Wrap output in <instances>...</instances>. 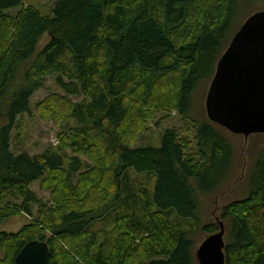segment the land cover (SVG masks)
I'll return each instance as SVG.
<instances>
[{
    "label": "trees",
    "instance_id": "1",
    "mask_svg": "<svg viewBox=\"0 0 264 264\" xmlns=\"http://www.w3.org/2000/svg\"><path fill=\"white\" fill-rule=\"evenodd\" d=\"M255 1L264 0H0V264L33 240L47 244L50 264H197V231L219 227L199 224L196 195L215 191L204 177L220 161L229 169L232 148L207 117H191L192 95L237 32L240 2ZM49 76L66 96L37 108L76 126L55 147L16 154L12 132ZM158 111L182 128H167L159 148H133ZM250 180L221 210L225 264H264V153ZM21 215L29 222L18 232L1 229Z\"/></svg>",
    "mask_w": 264,
    "mask_h": 264
},
{
    "label": "rangeland",
    "instance_id": "2",
    "mask_svg": "<svg viewBox=\"0 0 264 264\" xmlns=\"http://www.w3.org/2000/svg\"><path fill=\"white\" fill-rule=\"evenodd\" d=\"M32 1H36L37 5L41 4L44 8H49L53 0ZM240 5L241 7L239 9L241 10L240 15L238 16V24L240 22L241 23L239 24L238 29L248 16L254 12L264 9V1H255L252 4L247 5L243 4V2H240L239 6ZM15 12L16 11H10L9 14H14ZM48 40V36H44L39 42V49L43 48L47 44ZM210 81L211 78L209 80L204 79L201 81L195 88V91L192 95L193 110L191 117L198 123L206 119L205 98L209 89ZM53 94L66 96V94H64L63 91L56 85L55 77L49 76L44 82L43 87L37 90L31 97L29 112L23 115L22 119L20 120V128L18 130L19 133L12 132V145L16 154L25 152L29 155H37L45 148L55 147L58 143V133L61 131L67 133L70 128L76 126V124L71 119L64 121L60 126L55 124L52 118H46L42 115L40 110L37 108L38 105L47 96ZM67 96L74 103L80 102L82 100L81 96ZM65 112L66 111H64V115ZM4 124L5 119L2 116V113H0V126ZM213 125L216 127L215 130H217V128H221L220 143L222 145L223 143H230L229 145H231L232 148V156L231 160L228 162V170L226 169L224 162L220 161L214 166V169L210 174H216L215 178H213V176H208V178L204 177L203 184L207 185L208 189H214L215 191L207 195L198 192L196 195L198 203L196 216H198L200 225H217V222L222 221L221 210L224 206L230 204L233 201L242 200L245 198V196L249 193V184H251L250 175L253 165L255 164L259 155L264 153V134H252L245 138L242 135L232 134L216 124ZM182 126L183 122L175 112L158 111L146 120L144 129L138 134L132 147L159 148L162 143L164 132L167 128H174L175 130L179 131ZM182 136L187 137L191 143L194 141L192 134L182 132ZM192 148H195V144L193 143ZM80 158L82 161H87L85 157ZM202 173L203 175L206 174L204 171H202ZM208 179H211V181ZM191 183L193 185L196 183V181L191 180ZM194 186L195 185H193V187ZM31 190L36 193L41 202L49 203V192L42 191L39 188V182L32 183ZM35 211L36 209L34 212ZM28 220L29 218L25 215L11 217L5 221V223L1 226V229L7 233H16L29 222ZM225 231H227V228ZM207 236L208 234H204L199 230L197 231L194 237V253L200 243Z\"/></svg>",
    "mask_w": 264,
    "mask_h": 264
},
{
    "label": "water",
    "instance_id": "3",
    "mask_svg": "<svg viewBox=\"0 0 264 264\" xmlns=\"http://www.w3.org/2000/svg\"><path fill=\"white\" fill-rule=\"evenodd\" d=\"M207 119L226 131L264 134V9L251 14L218 59L205 98ZM208 235L194 253L197 264H225L224 224ZM14 264H50L43 241L26 243Z\"/></svg>",
    "mask_w": 264,
    "mask_h": 264
},
{
    "label": "bare ground",
    "instance_id": "4",
    "mask_svg": "<svg viewBox=\"0 0 264 264\" xmlns=\"http://www.w3.org/2000/svg\"><path fill=\"white\" fill-rule=\"evenodd\" d=\"M109 221V220H108ZM12 241V240H11Z\"/></svg>",
    "mask_w": 264,
    "mask_h": 264
}]
</instances>
